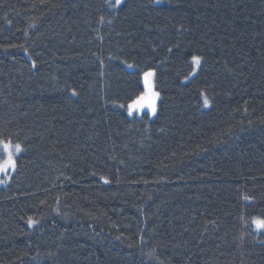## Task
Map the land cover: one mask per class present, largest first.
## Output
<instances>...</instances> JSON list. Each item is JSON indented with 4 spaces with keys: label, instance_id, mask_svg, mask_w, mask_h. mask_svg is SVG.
I'll return each mask as SVG.
<instances>
[{
    "label": "trees",
    "instance_id": "16d2710c",
    "mask_svg": "<svg viewBox=\"0 0 264 264\" xmlns=\"http://www.w3.org/2000/svg\"><path fill=\"white\" fill-rule=\"evenodd\" d=\"M114 4L0 0V264H264V0Z\"/></svg>",
    "mask_w": 264,
    "mask_h": 264
},
{
    "label": "snow or ice",
    "instance_id": "6c2138e0",
    "mask_svg": "<svg viewBox=\"0 0 264 264\" xmlns=\"http://www.w3.org/2000/svg\"><path fill=\"white\" fill-rule=\"evenodd\" d=\"M121 3L122 0H115V5L113 6L120 5ZM192 61L194 64L199 65L201 61V57L193 56ZM152 75L153 74L151 72L145 73V86L147 91L142 95H140L139 97H137L131 104L128 105L130 113L132 109H141L145 105L151 108L153 112L156 111L155 100L156 97L158 96V93L153 92L148 83V77H151ZM204 103L205 105H207L208 103L207 98H205ZM0 149H2L5 155V158L2 161H0V172L7 173L9 168L14 170L16 168L14 153H19L21 151V146L19 144L13 145L10 140L7 142L0 140ZM29 223L32 224L35 223V221L31 220L30 218ZM257 224L258 227H264V221H258Z\"/></svg>",
    "mask_w": 264,
    "mask_h": 264
},
{
    "label": "rangeland",
    "instance_id": "374dc122",
    "mask_svg": "<svg viewBox=\"0 0 264 264\" xmlns=\"http://www.w3.org/2000/svg\"><path fill=\"white\" fill-rule=\"evenodd\" d=\"M124 1H125V0H122V3H123ZM114 2H115V0H114ZM122 3H121V4H122ZM114 5H115V4H114ZM112 7H113L114 9H116V8L119 7V5L112 6ZM193 64H194V63H193ZM198 66H199V65L194 64V70H193L192 75H194V74L196 73ZM147 72H151V73L153 74L151 77H148V83H149V86L151 87V90H152L153 92L158 93V96L156 97V100H155V109H156V111L153 112L151 108H149V107H147V105H145V106H144L143 108H141V109H132V111H131V113H130L128 105L131 104V103L134 101V100H133V101H131V102L126 106V111H127L128 115L131 116V117H134V116L140 117L144 112H146V113L149 114V116H150L151 118H153V117L156 115V113H157L158 101H159V98H160V97H159V92L157 91V89H156V87H155V71H154V70L150 69V70H146V71H144V72L142 73L141 78H142L143 91L141 92L140 95H142L143 93H145V92L147 91L146 86H145V73H147ZM140 95H139V96H140ZM139 96H138V97H139ZM0 140H2V139H0ZM3 141H5V140H3ZM5 142H7V141H5ZM11 143H12V142H11ZM12 144H13V145H16L17 143H12ZM19 145H20V144H19ZM20 146H21V145H20ZM21 153H22V147H21V151H20L19 153H14V159H15V161H16V157H17L18 155H20ZM0 155H2V158H0V161H2V160L5 158V155H4L3 151H2V149H0ZM14 170H15V169H14ZM14 170L11 169V168H9L8 171H7V173L0 172V187L6 185V183H7V182L9 181V179H10V175L14 172ZM258 221H262V219H256V220H255L254 223H255V225L257 226V228H258V224H257ZM258 229H259V228H258Z\"/></svg>",
    "mask_w": 264,
    "mask_h": 264
}]
</instances>
